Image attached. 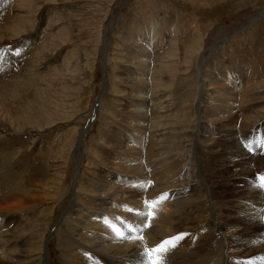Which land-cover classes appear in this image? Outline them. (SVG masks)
<instances>
[{"label": "rangeland", "instance_id": "rangeland-1", "mask_svg": "<svg viewBox=\"0 0 264 264\" xmlns=\"http://www.w3.org/2000/svg\"><path fill=\"white\" fill-rule=\"evenodd\" d=\"M136 21L147 26L144 41L158 40L136 52L140 58L132 66L140 83L134 86L123 52L126 28ZM160 29L164 33L156 34ZM146 52L152 55L143 64ZM203 62L205 67L231 65L243 73L254 65L260 82L249 95L254 102L241 107L232 120L214 125L207 145L195 140L196 116L190 123V113L183 114L187 107L190 111L195 107L193 114L197 110L194 96L200 89ZM243 113L252 118L244 120ZM129 117L143 135L141 143L128 135L131 149L136 144L152 148L164 137L171 141V134L182 130L190 138L195 135L192 157L200 182L196 187L205 200L188 204L181 213L185 229L160 241L182 237L167 254H159L160 264H180L186 254L209 264H264V234L253 237L243 226L248 218L264 225V188L259 179L264 176V0H0V177L6 176L0 213L4 229L20 233L8 249L13 254L0 264H150V257L140 256V251L132 256L115 251L96 254L70 234L63 221L65 215L80 219L83 206L93 207L97 193L91 182L96 178L118 184L111 174L116 173L115 153L123 151L121 130L129 127ZM142 155L136 175L145 180L134 186L139 193L132 200L143 202L152 195L157 197L153 201H161L165 196H158L159 172L153 176L145 149ZM184 157L181 164L189 168L190 157ZM123 168L128 172L127 166ZM14 188L22 194L15 195ZM75 198L79 207L72 209ZM104 206L111 208L112 201ZM155 212L160 214L150 209L151 216ZM160 242L152 241L151 247ZM207 244H213L210 252L221 255L211 258L216 253L206 252ZM27 246L38 251L33 263L21 254ZM73 250L74 257L77 250L82 254L81 260L66 259ZM207 255L210 259H205Z\"/></svg>", "mask_w": 264, "mask_h": 264}, {"label": "bare ground", "instance_id": "bare-ground-1", "mask_svg": "<svg viewBox=\"0 0 264 264\" xmlns=\"http://www.w3.org/2000/svg\"><path fill=\"white\" fill-rule=\"evenodd\" d=\"M132 23L128 24L126 31L124 33V39L126 40L127 44L125 46L123 53L125 55V58L128 57L127 61L125 60V58H124V60L126 62H128L129 65H131V67H129L127 69V71H128V74L130 75V77H129L130 82L135 86V85H138V83H140V77L138 74H136L133 71V69L135 67L132 66L133 60H137L138 58H140V57L136 56L137 55L136 52L138 50L146 49V47H144L143 45H145L147 42H149V44H150L152 40H153V43H154V41L157 42L158 38L156 39L155 37H153V39L149 38L147 41H144L142 39V37L145 36V34H146L145 30H146L147 26L145 27L143 24H141L140 22H137V21L134 24H132ZM159 27H160V25H159ZM155 33L161 35V33H164V31L163 30L156 31ZM146 53L143 54V56H144L143 60L141 59L142 60L141 63H143V64L146 62L145 60H147V57H150L152 55V52H146ZM168 53H169V50H168ZM139 61H140V59H139ZM108 63H109V61H108ZM205 65L206 64L203 62V64L199 68V76H201V84H200V89L198 90V93L196 94V96H194L195 97L194 100L196 99L197 110H196L195 114H193L195 107L193 106L191 111H190V107H187L183 113L185 116H187L190 113V116H189V119H191L190 123H193L195 121V117H193V116L194 115L196 116V118H197V133L199 132L196 139L194 138L195 135H194V137L190 138V136L188 135L189 132H188V134H185V133L182 134V131H183L182 130V131H179L173 135L171 134V137H170L171 141L169 140L168 137H167V139H168V141H167L165 139V137L163 136L165 140L160 139L162 141H160L161 143H159L157 146H153L152 148H150L149 146H146V148L145 147L143 148L142 144L140 146H138L136 144V145H134L135 149H131L130 144L132 142H129L130 140L128 138V135L134 137L135 139H138V141L140 143L143 140V138H142L143 135L140 136V134H142L141 131L140 132L137 131V128L133 125V124L137 125L136 122L129 117V119H130L129 127H127V128L125 127V130H121V132H123V134H122V141L120 142V145L122 146L121 150H123V151L122 152L119 151V152L115 153L117 155V157H116L117 162L115 165L116 166V168H115L116 173L111 174L112 179L115 178L119 181L118 184L114 183L112 181L110 182V180H108V179H103V178L97 179L94 176V178H96V180L92 181L91 184H92V187H93V189H95L97 194L95 196L92 195V196H94L93 201H91V203H92L91 205H93V207H91L92 209L89 208L90 211H88L89 209L87 210L86 206L84 207L82 205L83 211L79 210V212H78V214H81L83 212L82 217H78L80 219H72V218L68 217L69 215L68 216L65 215L63 221L65 224L70 226V234L74 233V236L77 235L79 237L78 241L82 242L83 243L82 245L89 246L88 248H91V250H93L96 254H98V252H99L101 255L106 254V253L108 255V252L115 251L116 253H125V255L132 256V255H134V253L136 254L137 251H140V253H139L140 256L149 257L146 254V249H148L147 247L152 246V244H151L152 241H155V242L159 241L160 242L162 239L174 235L175 232L181 231V229L187 223L186 219H182L181 213H183L186 210V207L188 206V204L197 203V202L200 203L199 201L204 202L203 200H205L204 199L205 194L201 190H199L198 187H196L197 184L200 182H197L198 178H197V175H196L195 169H194L195 161L192 157L193 156V153H192L193 152L192 151L193 141H192V139L194 138L196 141H199L202 144H206V143L209 144L210 140H211L210 137L212 138V136H213V132H212L213 128L212 127H214V125L224 121L225 119L230 120L231 117L234 116V114H237L238 110L241 107H249L248 104L254 102V101H252L253 99L249 98V95H251V93H253V92L255 93V91H257L256 89L259 88V83H260L259 79L257 77L256 70L254 68V65L251 66L252 68L251 67H249L248 69L244 68L243 69L244 73L238 72L237 70H234L235 68H232L231 65L225 66V67L214 65V64L212 66L205 67ZM159 68H161V67H159ZM164 69H166V68H164ZM243 70H241V71H243ZM158 72H160V69ZM161 73H160V75H161ZM157 75H159V73ZM156 79H157V76H156ZM255 99L258 100L259 98L258 99L255 98ZM243 112L248 113V111H243ZM251 116H249L248 114H244L243 117H244V120L247 121L249 118H252ZM192 118H194L193 121H192ZM183 119H184V117H183ZM229 123L230 122H228V124ZM134 128H136V129H134ZM181 138H186L187 141L184 142L181 140ZM121 146H119V148ZM184 148L185 149L188 148V151L183 152ZM143 149L146 150V158L148 159L147 163L152 165L151 173L152 174L155 173V174H153V176L156 175L155 171L159 172L158 175H156V177L157 176L162 177V175H163L162 178L159 177L157 179V181L158 180L160 181V182H158V185H157V187H158L157 191L160 193L158 196H161V195L165 196V198L161 201L160 200L153 201L157 197H153L152 195H149V196L146 195V197H144L143 202H142V200H141V202H138L140 199L138 201L132 200L134 197H136L135 195H137L139 193L137 190H135V189H138L139 187H134V186H138V184L141 182V180L143 178L145 180L144 176L139 178L136 175V174H138L137 172L140 171V164H141V159L143 156L142 155ZM180 151L183 153H180ZM87 152H89V151H86V153ZM185 154H188L190 157V160L188 162L189 168L182 165L183 159L181 157L182 156L184 157ZM161 155L162 156L164 155L163 156L164 158L163 157L161 158ZM90 158H91V156H90ZM160 159H163V160H160ZM91 160H93L92 162L95 161L94 158H91ZM254 160H252V161H254ZM236 163L235 164L233 163L234 166L236 165ZM230 164H231V161H230ZM124 166L128 167V169H127L128 172H126L125 170L123 171L121 169ZM238 166H239V163H238ZM141 167H142V165H141ZM109 168H111V167H109ZM226 169H228V168H226ZM122 172H124V174L132 173V176L131 175L122 176V175H120V173H122ZM142 173H143V169H142ZM146 173L147 172H144V175H146ZM223 173H227V172L223 171ZM139 174H140V172H139ZM185 174H187V176H185ZM128 176H130V177H128ZM4 178H6V176ZM4 178L0 177V189H1V185L4 183ZM35 184H36V182H35ZM184 186H186V188H184ZM75 187H77V186H75ZM90 187H91V185H90ZM49 190H51V189H49ZM60 190H62V189L60 188ZM233 190L236 192V187H234ZM13 191H14L15 195H17V196L22 194L21 192L19 194H17L15 191V188L13 189ZM235 192H233V193H235ZM55 193H57V192H55ZM129 193H131V196L130 195L127 196V194H129ZM187 193H190V195L185 196V194H187ZM233 193H231L230 196H232ZM30 195H32V194H30ZM150 196H152V197H150ZM109 197H111V199H108ZM90 199H92V198H90ZM173 199H176V200L173 201ZM33 200H35V199H33ZM108 200L112 201L111 208H107L104 206L107 204ZM145 200H146V202H145ZM190 200H192L194 202H192V201L188 202ZM1 201H3V200H1ZM96 201H98V203ZM148 201H150V202H148ZM4 202H2V204ZM93 202H96V203H93ZM6 203L9 204L7 201H6ZM6 203L4 204V206H6ZM78 203L79 202H77V200L75 198L72 205H71V208L72 209H74L76 207L78 208L79 207ZM145 203H146V205H145ZM0 205H1V203H0ZM148 205H153V206L149 207ZM195 205H197V204H195ZM125 207H128L131 211L128 212L127 210H125ZM195 207H197V206H194L192 208L194 209ZM150 209L160 211L159 212L160 214H157L155 212L156 214H153V216H150V218H148V214L150 213ZM105 213L108 215V218L104 217L103 214H105ZM2 214H3V212L0 213V260L7 258L9 255L13 254L12 251L8 250L9 248H11V245H12L11 243L13 241L12 239L15 238V236H16V238H18V237L20 238V235H19L20 233L18 234L15 231H12V232L9 231V233H8L7 232L8 230L6 231L4 229L5 221H4ZM150 214H152V213H150ZM190 214H192V213H190ZM251 218H252V216H251ZM248 219L250 220V218H248ZM29 220H31V219H29ZM249 220H247V221H245V223H243L244 224L243 226H245V229L249 231L248 234L249 233L252 234L253 237H257L258 235L260 236L259 233L264 234L263 223L261 224L257 221L253 222L252 220L250 222ZM36 221H38V220L36 219ZM105 225H107V226L104 227ZM41 226H43V224ZM184 229H185V227H184ZM231 230H233V229H231ZM153 231H158V232H153ZM235 232H236V230H235ZM230 233L232 234V232H230ZM234 235L235 234H233V236ZM261 241L263 242L264 240H261ZM237 242H238V240H237ZM65 243H66V241H65ZM240 243H238L239 246H240ZM204 246L202 245V247H204ZM211 246H213V244H209L207 246L206 252L213 255L216 252L212 253L213 249L210 252ZM236 246L234 243V247H236ZM239 246H237V247H239ZM154 247L155 246L153 245V248ZM61 248L63 250V247H61ZM202 249H200V252L204 253V251H202ZM69 250H70V248H69ZM203 250H205V249H203ZM168 251L162 253V255L167 254ZM256 251L258 253V249ZM36 252H38L36 248L35 249H33L31 247L28 248V246H27L25 248V250L21 252V254L28 255L29 257H23L24 260H26V261L28 260V261L33 263V262H35L34 258H36V256H34V255ZM78 252L79 251L77 250V256L75 255L76 257H74V254L76 252H74V250H73L71 252L69 258H67V256H66V259H68L69 261L71 260V262H73L72 260H75V259L81 260L82 254L80 255ZM66 253H67V251L65 252V254ZM100 254H99V256H100ZM219 255H221V254L216 253L211 258H214V256H216L218 258ZM253 255H254V253H253ZM155 256L156 255L153 254L152 259H154ZM199 256H203V254H201ZM209 256L210 255L205 256V259H206V257L208 259H210ZM184 257H187V258H185L184 261L180 264H183V263H185V264H200L199 261L202 262L201 264H209V262H210L207 260H202V257H199L200 260H195L193 258V256L189 255V254H186ZM230 264H233V261H231Z\"/></svg>", "mask_w": 264, "mask_h": 264}, {"label": "snow or ice", "instance_id": "snow-or-ice-1", "mask_svg": "<svg viewBox=\"0 0 264 264\" xmlns=\"http://www.w3.org/2000/svg\"><path fill=\"white\" fill-rule=\"evenodd\" d=\"M261 183L260 186L264 188V176L259 178ZM149 207H152L153 205H148ZM151 214H148V218H150ZM182 237H174L168 240H164L158 244L157 247L152 248L149 250L146 254L150 257V264H160L159 260V254L166 252L169 248L175 247L176 241ZM153 254L156 255V258L152 259Z\"/></svg>", "mask_w": 264, "mask_h": 264}]
</instances>
